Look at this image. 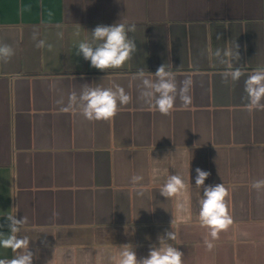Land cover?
<instances>
[{"label":"crops","instance_id":"1","mask_svg":"<svg viewBox=\"0 0 264 264\" xmlns=\"http://www.w3.org/2000/svg\"><path fill=\"white\" fill-rule=\"evenodd\" d=\"M118 22L136 25L137 52L123 68H92L78 42ZM34 31L51 49L36 47ZM234 42V66L246 75L225 84V65L201 53ZM0 43L15 50L0 61V231L7 215L27 217L21 235L31 238L33 264H79L84 250L124 244L140 259L169 231L184 264H264V194L251 188L264 179V111L249 113L242 99L247 74L264 66V0H0ZM162 64L178 84L194 81L192 103L177 99L168 116L138 99L133 78ZM85 84L120 85L132 102L110 121L63 111ZM197 167L210 173L205 186L223 183L230 193L233 224L211 251ZM154 168L183 175L187 190L166 199ZM134 175L143 176L139 185ZM12 256L0 248V258Z\"/></svg>","mask_w":264,"mask_h":264},{"label":"clouds","instance_id":"2","mask_svg":"<svg viewBox=\"0 0 264 264\" xmlns=\"http://www.w3.org/2000/svg\"><path fill=\"white\" fill-rule=\"evenodd\" d=\"M135 31L134 23L118 22L111 26L98 25L91 31L90 41L78 42L76 54L82 55L84 60L90 62L92 68L98 70L123 68L137 52L135 41L129 37V33ZM38 35V32H33L32 38L37 41L36 47L42 49L47 46L51 49L52 45H46L45 40H37ZM62 35L63 33H57L60 38ZM216 38L219 40L220 35ZM238 49L239 45L234 42L224 49L213 50L211 46H208L201 54H207L210 60L214 59L219 64L225 65V70L221 73L222 81L225 84H235L246 75L241 67L234 66L241 59ZM14 55L15 50L10 45L0 43V61L7 63ZM133 78L140 81L138 99L161 115H171L177 99L184 106L192 103L190 94L194 84L192 77L186 76L178 84L176 72L170 66L162 64L154 74L141 69ZM244 93L245 96L242 99L246 101L245 108L249 113L264 111V66H259L247 74L244 79ZM132 99V96L120 85L104 88L85 84L79 94L76 91L69 94L68 104L63 111L76 110L90 122L110 121L119 113L121 107L130 104ZM188 167L190 168V161ZM195 171V185L197 188L203 187V196L199 200L198 218L201 226L208 229L211 239H205L204 243L207 250L211 251L214 247L212 241L217 240L219 234L227 231L233 224L228 208L230 193L223 183L205 186V180L210 173L199 167ZM152 178L153 181H162L159 193L166 199L182 196L188 188L183 175L169 174L168 170L154 168ZM143 179L142 175H134L131 182L133 185H139ZM251 188L258 195L264 194V179L253 181ZM177 207L183 210L184 203L180 201ZM15 213L6 216L7 233L0 231V248L11 250L13 256L10 259L0 258V264H33V253L29 250L31 238L21 235L27 223V217L17 219ZM55 215L58 214L54 213ZM2 227L4 226L0 225V228ZM176 239L175 231L166 232L158 237L159 247L152 246L148 256L140 259L137 258L131 244L121 245L115 250H84L79 264H184V253L173 243H169Z\"/></svg>","mask_w":264,"mask_h":264}]
</instances>
